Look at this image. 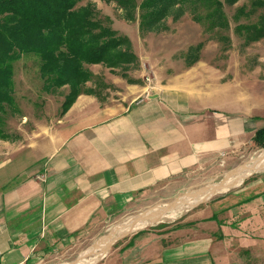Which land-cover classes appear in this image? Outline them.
Returning <instances> with one entry per match:
<instances>
[{
    "label": "crops",
    "instance_id": "0c3cea01",
    "mask_svg": "<svg viewBox=\"0 0 264 264\" xmlns=\"http://www.w3.org/2000/svg\"><path fill=\"white\" fill-rule=\"evenodd\" d=\"M212 61L150 59L133 82L113 79L120 98L80 94L55 129L0 149V264L49 263L120 213L234 160L264 125V99H239L244 86ZM188 214L119 239L99 264H264V175Z\"/></svg>",
    "mask_w": 264,
    "mask_h": 264
},
{
    "label": "rangeland",
    "instance_id": "374dc122",
    "mask_svg": "<svg viewBox=\"0 0 264 264\" xmlns=\"http://www.w3.org/2000/svg\"><path fill=\"white\" fill-rule=\"evenodd\" d=\"M140 1L135 0L136 3ZM221 1H223V11L227 17V23L223 28L209 26L210 18L205 15L206 10H194V12L186 10L179 17L174 18L168 15L161 24L160 31L144 32L139 28L138 9L135 11L136 19L128 20L123 17L124 9L114 0H81L78 3L79 6L91 4L96 17L102 18L106 25L115 28L120 32V35H127L133 51L139 57V59L137 58L138 63H132L130 68L125 70L120 68L110 70L100 63L93 64L97 66L92 70V65H88L93 77L85 83L83 88L91 89L93 93L90 94H96L100 100L112 96L115 99L120 98L123 94L122 89L119 84L113 82V79L122 78L130 82L133 77L145 75V71H148L151 64L150 59L170 57L172 54L177 60L195 59V57L213 60L212 63L218 65L222 70L227 68L230 71L232 83H235L239 88L244 86L242 91L237 92L239 99L255 100L259 103L264 99V35L248 40L247 33L257 28L255 36L259 34V25L264 16V2L263 0H238L237 3L230 5L225 0ZM147 34L148 37H146ZM12 64L17 108L8 109L6 113L0 114V130L2 134L6 135L5 138L0 136V149L8 155L10 146L16 145L17 148L23 147L24 149L25 145L32 141V138L41 136L42 130L55 129L57 118L62 115V103L69 93L66 85L45 90L44 80L39 75V59L36 56L22 55ZM263 152L264 147L255 146L252 141L246 143L242 150L235 154L234 160L217 161L216 165L196 173L182 190L158 196L120 213L105 223L97 236L82 240L74 245V248L45 264H76L89 260L91 254L98 250L96 246L98 241L107 238L110 230L116 224L125 221L130 215L141 214L158 204L172 203L175 199L185 196L190 190H200L202 187L221 182L228 176V173L238 172L243 165L253 163ZM14 158L17 157L14 156ZM263 175L264 171L253 172L243 179L240 185L216 192L210 197L208 196V199H206L207 197L201 198V202L190 207L173 220L168 219L173 216H167L165 220H160L157 224L147 225L145 228L117 237L108 245L103 256L111 251L117 242L132 233L149 228L173 227L177 222L187 217L191 211L205 203L220 199L224 195L233 194L247 182L260 179ZM183 208L185 206L178 208V213ZM164 211L160 215H164ZM92 245L96 248L93 247L92 250H89ZM86 250L88 251L83 253ZM82 255L83 257H81ZM101 258L94 263L89 262V264H99Z\"/></svg>",
    "mask_w": 264,
    "mask_h": 264
},
{
    "label": "trees",
    "instance_id": "16d2710c",
    "mask_svg": "<svg viewBox=\"0 0 264 264\" xmlns=\"http://www.w3.org/2000/svg\"><path fill=\"white\" fill-rule=\"evenodd\" d=\"M80 1L0 0V114L17 108L12 62L22 55L39 59V75L45 90L68 87L62 114L78 95L93 93L83 88L93 77L88 65L100 63L110 70H125L138 63L129 37L96 17L91 4L79 6ZM114 1L124 9L123 17L128 20L136 19L138 9L139 28L144 32L160 31L168 15L179 17L186 10H206L212 28H223L227 23L221 0ZM225 1L233 5L238 0ZM259 27L256 36L257 28L247 33L248 40L264 35V16ZM0 136L6 137L1 130ZM251 141L264 147V125L255 131Z\"/></svg>",
    "mask_w": 264,
    "mask_h": 264
},
{
    "label": "bare ground",
    "instance_id": "6f19581e",
    "mask_svg": "<svg viewBox=\"0 0 264 264\" xmlns=\"http://www.w3.org/2000/svg\"><path fill=\"white\" fill-rule=\"evenodd\" d=\"M262 170H264V152L261 153L253 163L243 165L238 172L228 173V176L221 182L213 185H208L204 188H201L200 190L188 191L185 196L175 199L174 201H172V203L158 204V206L150 208L141 214L130 215V217L125 221L116 224V226H114L110 230L107 238H103L101 241H98L96 245L98 250L91 254L89 260L77 262L76 264H89V262L94 263L103 256L108 248V245L117 237L129 234L134 230L145 228V226L147 225L155 223L157 224V222H159L160 220H165L167 216H173L171 218H168L170 220H173V218H177L178 216H180V214L187 211V209L196 205L197 201L201 199V195L208 192H214L213 194H215L219 191H225L227 188H229V186L238 185L243 180V178L247 177L251 173ZM208 196L210 197V195L208 194L203 195L202 197L205 198ZM187 199H193L194 201H188L189 203L187 204V207L183 208V210L178 213V208L185 206V202ZM162 211H164V215H160L162 214ZM176 213H178L179 215Z\"/></svg>",
    "mask_w": 264,
    "mask_h": 264
},
{
    "label": "water",
    "instance_id": "95a60500",
    "mask_svg": "<svg viewBox=\"0 0 264 264\" xmlns=\"http://www.w3.org/2000/svg\"><path fill=\"white\" fill-rule=\"evenodd\" d=\"M209 197H207L206 199H208ZM206 199H204L203 201H205ZM125 236V235H124ZM119 239V238H118ZM94 247V245H92L90 248H89V250H92V248ZM78 258V257H77ZM76 258V259H77ZM72 264H75V263H72Z\"/></svg>",
    "mask_w": 264,
    "mask_h": 264
},
{
    "label": "built area",
    "instance_id": "2783aa9c",
    "mask_svg": "<svg viewBox=\"0 0 264 264\" xmlns=\"http://www.w3.org/2000/svg\"><path fill=\"white\" fill-rule=\"evenodd\" d=\"M149 78V76H148V74L146 75V79H148Z\"/></svg>",
    "mask_w": 264,
    "mask_h": 264
}]
</instances>
